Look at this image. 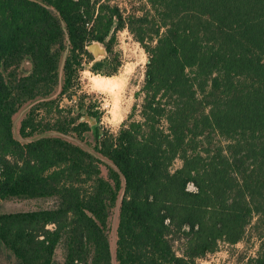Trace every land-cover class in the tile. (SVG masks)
<instances>
[{
    "label": "trees",
    "instance_id": "obj_1",
    "mask_svg": "<svg viewBox=\"0 0 264 264\" xmlns=\"http://www.w3.org/2000/svg\"><path fill=\"white\" fill-rule=\"evenodd\" d=\"M147 5L125 18L110 0H0V200L57 197L53 208L0 213V243L20 264H112L108 221L121 191L117 264H193L247 230L259 246L244 264H264V0ZM125 26L148 62L139 108L112 132L99 124L97 101L75 88L93 41L106 55L89 70L118 72ZM65 49L59 95L42 99L56 90ZM71 90L75 104L60 106ZM37 99L20 135L83 140L92 131L94 150L111 162L106 175L101 158L60 136L15 138L14 114Z\"/></svg>",
    "mask_w": 264,
    "mask_h": 264
},
{
    "label": "rangeland",
    "instance_id": "obj_2",
    "mask_svg": "<svg viewBox=\"0 0 264 264\" xmlns=\"http://www.w3.org/2000/svg\"><path fill=\"white\" fill-rule=\"evenodd\" d=\"M110 2L119 6L125 18L130 15H140L144 12L143 10L148 9L147 0H110ZM99 45L104 48L103 44L99 43ZM115 49L119 52L122 59V65L116 74L105 76L95 74L89 70L93 60L103 58L106 53L103 56H95L88 50L91 53L93 60H85L83 70L80 71L78 76L79 86L75 88L77 95L85 94L86 101H88L89 98L97 101L99 108L102 110L99 124L103 128L112 132H116L118 130L121 122L127 118L134 104L137 108H139L143 97L141 87L144 82L146 63L148 62L147 52L126 26L118 30L116 33ZM67 53L68 50L65 49L59 61V83L56 90L53 94H51V96L42 99L58 97L63 82V63ZM30 66L31 63L25 59L22 62L20 69L24 73L30 69ZM108 77H111L113 83H115L111 90L106 89L105 85H103L102 88H99L96 85L95 81L105 82ZM73 90L70 91L72 93V97L67 98L66 96H62L59 98L60 106L65 107L75 104V100H72L76 98V94H73ZM39 100L40 99L32 100L25 103L14 114L12 130L15 138L22 143H26L41 136H60L101 158L103 161L102 164H100L101 172L103 175H106L107 165H111V162L94 150V138L92 131H88L83 140L77 138L73 134H62L56 131H46L29 137H22L20 135L19 125L22 118ZM41 114H44V111H42ZM133 118H138L137 111L135 112ZM81 119L87 120L92 126L96 124L94 119L86 115H84ZM180 165L181 161L176 159L173 164V168L179 167ZM190 188H192V186H190ZM121 196L122 191L120 192L115 205L111 210L108 221V237L110 242L112 264H117L115 260L117 238L116 228L118 224ZM56 204L57 197L55 196L35 198L10 197L0 200V213L53 208ZM258 246L259 239L254 235V233L247 230V233L241 241L233 245L220 241L215 251L197 258L193 264H244L249 257L256 255ZM173 248L176 253L180 254L183 249V239L175 240L173 242ZM55 256L57 263H61L63 260V249L61 246L57 247ZM0 264H20L13 253L2 243H0Z\"/></svg>",
    "mask_w": 264,
    "mask_h": 264
},
{
    "label": "water",
    "instance_id": "obj_3",
    "mask_svg": "<svg viewBox=\"0 0 264 264\" xmlns=\"http://www.w3.org/2000/svg\"><path fill=\"white\" fill-rule=\"evenodd\" d=\"M87 50L91 51L95 56L104 55L106 53L105 48L100 47L97 41H93L86 46Z\"/></svg>",
    "mask_w": 264,
    "mask_h": 264
},
{
    "label": "bare ground",
    "instance_id": "obj_4",
    "mask_svg": "<svg viewBox=\"0 0 264 264\" xmlns=\"http://www.w3.org/2000/svg\"><path fill=\"white\" fill-rule=\"evenodd\" d=\"M95 82H96V85H97L99 88H102L103 85H105L106 89H108V90H111V89L114 87V85H115V83H113L111 77H108V78H107V81H105V82H100V81H95ZM115 82H116V81H115Z\"/></svg>",
    "mask_w": 264,
    "mask_h": 264
}]
</instances>
